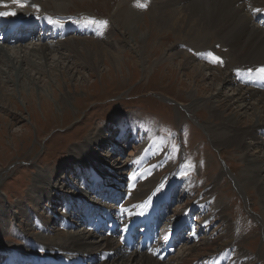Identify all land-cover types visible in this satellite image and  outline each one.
Segmentation results:
<instances>
[{"label": "bare ground", "instance_id": "6f19581e", "mask_svg": "<svg viewBox=\"0 0 264 264\" xmlns=\"http://www.w3.org/2000/svg\"><path fill=\"white\" fill-rule=\"evenodd\" d=\"M58 1H60L61 7L50 10V13L42 5L37 4L43 3V0H23L26 5L24 7L17 6L12 0H3V3L8 4V7H0V12L15 13V15L0 16V21H5L10 25L4 31L11 32L4 35V43L0 41V67H7L8 70L14 72V74L10 72L14 76L7 83H14V86L20 87L22 80H27L33 86L30 90L24 88L23 91H16L17 94L22 92L21 94L25 96L27 104H29L27 110L31 116H37L35 105L38 98L42 101L44 116H56L58 112L63 113L69 109L78 96L72 93L73 87L80 88L90 83L88 78L82 77L81 83L79 81V85L74 86V78L70 76L71 73L75 72L78 75L83 74L82 70H89L91 72L89 77H94L103 61L108 62L114 68L121 67L123 57L119 50L122 47H128L133 51L138 64H144L149 59V54L158 55L160 53L158 49L149 52V47L145 45V41L150 40V30L140 32L137 35L138 38H135L136 31L140 30V24L144 19L140 12L130 9L122 26L118 24L119 22H114L111 19V26L115 31L110 27L111 31L107 30L108 27H106L105 31L98 33L97 39H93L94 35L91 36L92 34L86 29L87 26L71 22L62 16L63 9L67 8L64 7V2L67 6L71 0H57L56 2L58 3ZM128 1L130 0L121 1L117 6V11L125 7ZM134 1L130 2L132 9L135 6ZM56 2L54 3L56 4ZM152 2L154 8L150 15L152 32L153 30L158 31L165 38L170 36L175 41H190L191 49L195 47L197 52H203L201 59L206 60L205 65H197L198 60L194 59L195 57L187 56L178 48H174L175 51L172 54L178 55V57L182 55L183 62H180L178 66L190 69V79L195 84L190 87L189 104L186 109L193 114L200 110L207 112L208 118L201 126L213 148L219 152L224 149H233L240 153V159L243 160L242 171L237 177H231L235 179V187L244 197V203L250 204V199L247 196L249 191L257 194L264 217V89L259 87V85H264V79L259 78L255 72H253V78L247 74V69L264 66V21L260 22L259 20V18H264V0H152ZM30 3H36L37 6L42 7V11L23 14L22 8L34 10L32 8L34 4L30 5ZM253 9L261 11L255 12ZM35 23H42L45 27L52 25L56 30L53 33L54 37L51 33L41 35V38L39 35H34V28L31 26ZM17 24H29V28L24 30L26 25L17 26ZM20 28L23 30L19 31ZM4 31H0V34H3ZM93 31L95 32V30ZM116 31L121 32L122 37L114 43L112 39L110 41V36ZM80 36H85V38ZM31 37H35V42L39 41V43L38 45L36 43L29 52L21 51L16 56L9 54L6 44L17 46ZM209 53L211 56L218 57L215 55L218 54L219 58H223L226 64H229L230 70L222 68L223 66L219 63V67L213 69L212 61L207 62ZM52 55L60 57L50 59ZM77 65H80L82 69L75 71ZM4 69L0 68L2 75L6 73H3L6 71ZM236 72L243 73L242 80L247 84V88L242 87L243 83L241 84L240 78L236 77ZM245 75H248V80L245 79ZM209 76L217 86L214 83L208 87L201 85V82H204ZM6 77L8 78V76ZM47 79L48 81L45 82ZM42 82L44 85H41ZM2 83L4 84L3 81ZM55 88L60 90L61 95L53 100ZM212 88L213 91H217L216 94L212 92ZM3 91L0 88L1 101L6 96H4L5 93L2 95ZM233 106L236 107L235 111L231 109ZM245 119L246 121H244ZM134 125L138 132L143 131L148 134L147 143L142 147L139 160L142 158L147 162L148 154H156L159 145L161 150L164 140L158 136V132L132 117L115 120L116 128H107L105 131L107 134L103 131L91 134L82 146L74 149L61 163L62 168L64 167L67 172H70L69 176L59 178L52 174L54 172L48 174L44 170L37 173L33 182L34 187L29 191L31 199L29 201H32L33 208L40 212L36 213L35 221L31 220L29 223L26 220L27 224L24 225V228L27 225L30 227L34 225L42 232L35 237L26 238L25 245L22 244L21 253L5 249L10 258L2 259L0 264H18L19 261L26 264H258L259 258H249V254L241 247L245 240L244 234L238 225L234 226L230 223L229 216L226 215L227 206L219 200L216 203L213 202L217 190L215 184L211 185L210 191H204L199 195V198L205 196L207 199H202L204 201L200 203L195 201L194 204L190 203L186 206L189 208V213L182 209L181 214L168 218L166 235L173 236L179 233L178 224L188 223L189 214L192 215L194 212H198V216L199 213L202 214L200 221L196 218L189 220L194 221L197 225V231H201L191 233L187 238L190 242L178 249L177 254L167 260L158 256L157 252L139 253L133 251L128 253L120 240L117 239L118 231L113 226H111L110 232L105 234L90 232L86 229L82 232L72 230V227H77L79 222L82 224L86 218V215L79 211L82 209L80 204H89L90 211L101 205L98 201L102 202V200L94 198L92 193L98 184L103 183L106 187L111 188L125 184V175L120 172L123 167L118 168L119 171L114 166L109 167L112 170L109 179L107 178L108 167L102 159L109 157L108 154H104L105 151L114 148L122 149L121 141L129 138L133 143L141 141L140 135L128 131ZM113 135L117 137L116 141L113 140ZM114 150L117 153L118 150ZM100 155L103 156L102 159L98 158ZM126 163L129 165L130 160ZM152 165L151 169H153ZM130 167L131 165L128 168ZM84 170L85 172H83ZM142 172L143 168L139 166L133 172V176L128 179V186L137 187H133L135 190L130 191L131 194L129 192V201L120 209H111L113 212L117 210L123 216L126 225L150 215L153 208L163 201L169 202L172 193L174 194L176 190V187L172 186V179L176 176L175 171L163 180L157 181L156 175H153L144 183L137 185ZM227 173L228 171L225 170L221 173L222 175L219 174L217 182L214 183L219 185V179ZM230 174L232 173L230 172ZM133 177L135 178L133 179ZM77 180L81 182L78 185L74 183ZM186 183L188 184L185 186V192L191 196L201 188L190 184L189 180ZM207 204L209 207H206ZM203 208H208L211 213L204 212ZM24 217L26 218V212ZM56 219L62 221L61 227L58 229L53 228L52 221ZM109 221L112 225L113 221L111 219ZM215 224L221 225L212 231L211 227H214ZM209 229L211 232L201 238V234L204 231L208 233L206 230ZM38 251H44L45 254L40 256L36 253Z\"/></svg>", "mask_w": 264, "mask_h": 264}, {"label": "rangeland", "instance_id": "374dc122", "mask_svg": "<svg viewBox=\"0 0 264 264\" xmlns=\"http://www.w3.org/2000/svg\"><path fill=\"white\" fill-rule=\"evenodd\" d=\"M43 1V3L37 4L42 5L48 12L61 7L60 1L57 3V0H52L56 4L51 0ZM121 1L123 0H71L68 2L70 6L68 3L65 6L66 2H64L65 5H63L67 8L63 9L62 16L71 18L70 21H81L76 19L80 17L82 20L86 19L85 21L90 22L107 21V26L103 27L99 23H96V26L92 24L87 26L84 22L80 23L89 27L87 29L92 34L91 36L94 35L93 39H97L98 33L106 30L104 28L108 27L107 30L111 31L113 28L111 19L114 22H119L118 24L122 26V23L129 15L130 9L140 12L144 19H142L140 24V30L136 31L135 38H138L137 35L140 32L150 30V40L147 39L145 45L149 47V52H152L153 49H158L160 53L158 55L149 54V59L144 64H138L133 51L128 47H122L119 50L123 57L121 67L114 68L108 62L103 61L94 77H89L91 75L89 70H82L81 73L83 74L78 75L75 72L71 73L72 75L70 76L74 78V86L79 85V81L81 83L82 77L88 78L90 83L86 85L82 83L85 86L80 88L73 87L72 93L76 96L78 95L77 100H74L69 109L63 111V113L58 112L57 115L55 114L56 116H44L42 101L38 98L35 105L37 116H31L27 110L29 104H27L25 96L21 94L22 92L17 94L16 91H23L24 88L30 90L33 86L27 80H22L20 87L14 86V83H7L14 76L12 75L14 72L8 70L7 67H0L1 69H6L4 72L2 70L3 73L6 72L5 75L0 73V83L4 82V84H0V88L4 90L2 95L5 93L4 96L6 95L5 97H7L6 99L3 97V101L0 100V104L4 106L0 105V259L4 256L2 253H5V249L16 250V252L21 253L23 245L26 243L25 239L35 237V235H39L42 232L34 225H31L32 227L27 225L24 228V225L27 224L25 221L28 220L29 223L31 220L35 221L36 213L40 212L35 210L33 208L34 204L29 201L31 200L29 191L34 187L33 182L35 177H37V173L44 170L48 174L54 172L52 174L59 178L69 176L70 172H67L64 167L62 168L61 163L68 158L74 149L82 146L90 138L91 134L98 131L105 132L107 128H114L115 120L132 117L143 122L152 130L157 131L158 136L164 140V144L161 146V150L159 148L160 145L157 147L158 152L156 154H148L147 162L143 161L142 158L139 160L142 147L147 143L148 134L143 131L138 132L136 125H134L128 131L140 135L142 137H140L141 141L133 143L132 139L129 138L121 141L122 149L114 148L118 150L117 153H115L114 149V151L111 149L104 152L110 158L102 159V155L98 156L108 167L107 178H111L112 170L109 169L111 166H114L117 170L121 166L123 167L120 172L127 177L128 185V179L133 176V172L139 166L143 168V172L138 178L137 185L144 183L146 179L153 175H156L157 181L163 180L171 172L175 171L176 176L172 179V186L177 188V183H180L179 191L181 196L177 198L180 204L176 206V212H174L176 215L173 214V217L181 214L182 209L189 213V208L186 206L190 205V203L194 204L195 201L200 203L204 201L202 199H207L205 196L199 198V195L204 191H210L211 185L215 184L218 191L216 190L215 192L216 197L213 202L216 203L219 200L227 206L226 215L227 217L229 216L230 223L234 226L238 225L244 234L245 240L241 247L249 254V258H259L258 264H264V217L262 216L261 202L256 193L249 191L247 196L250 199V204L244 203L245 199L236 189L235 179H232L233 176L237 177L242 171L243 160L240 159V153L233 149H224L219 152L213 148L211 141L201 126L208 118L207 112L200 110L193 114L186 109L189 104L190 87L195 84L190 79V69L178 66L180 62H183L182 55L178 57V55L174 56L172 54L178 48L187 56L195 57L194 59L198 60L196 62L197 65H205L206 60L201 59L203 53L197 52L195 47L191 49L190 41H175L170 36L165 38L158 31H151L150 15H152L154 9L152 0H149V2H147L148 0H141V3L147 6L143 8L137 7V9L136 6H138L139 0L132 2L135 5L133 6L134 9L130 7V0L125 4V7L117 11V6ZM71 2L73 3L71 4ZM37 4L30 3L34 7ZM36 10L35 8L34 10L22 8L21 12L28 14ZM41 11L40 9L37 10V12ZM46 11H43V13ZM45 14L48 13L46 12ZM113 30L115 31L114 28ZM80 37L85 38V36ZM121 37V32L116 31L110 36V41L112 39V42L116 43ZM52 39L54 40V38ZM36 43L38 45L39 41L35 42V37H31L17 46H11L14 44H6V46L9 49V54L16 56L21 51L27 50L29 52L35 47ZM215 55L220 57L218 54ZM51 57L50 59H54L56 55ZM58 57L60 56L55 59H58ZM208 57H206L208 58L207 62L209 60L212 61V56L208 55ZM221 59L223 61V64H221L222 68L230 70L229 64H226L223 58ZM212 66L213 69L219 67L218 63L214 62H212ZM81 69L80 65H77L75 71ZM208 75H211V73H208ZM210 77L201 82V85L208 87L214 83L217 86L211 79L212 77ZM236 77L240 78L243 88L248 87L242 80V72H236ZM245 79L248 80V75H245ZM41 85H44V83L42 82ZM212 92L217 93V91H213V88ZM53 95L55 96H53V100L58 98L61 95L60 90L56 89ZM5 101L9 102L6 104ZM51 107L53 110V106ZM231 109L235 111L236 107L233 106ZM105 133L107 134V132ZM115 135L112 137L114 141L117 140ZM105 149L107 150L108 148L106 147ZM129 160L130 163L128 165L126 162ZM137 161L138 164H136ZM130 165L131 167L128 168ZM151 165L153 169L150 168ZM225 170L228 173L219 179V185L214 183L217 182L219 174L222 175L221 173ZM187 180L195 187H201L194 192L193 197L185 192V186L188 184L186 183ZM74 183L78 185L81 182L77 180ZM133 187L135 186H129L128 194L137 188ZM174 195H176V190L174 194L172 193V196ZM209 204L211 203L209 202ZM209 204L206 207H209ZM79 211L82 212V209ZM203 211L211 213L208 208H203ZM25 212L27 219L24 217ZM53 221L54 229L61 227V220L56 219ZM79 223L77 227H72L73 231L82 232L84 229L87 230ZM219 225L221 224H215L214 227H211L212 231L216 230ZM211 229L206 230L208 233L202 231L201 238L206 234L208 235ZM36 253L40 256L45 254L44 251ZM19 263L23 262L19 261Z\"/></svg>", "mask_w": 264, "mask_h": 264}, {"label": "snow or ice", "instance_id": "6c2138e0", "mask_svg": "<svg viewBox=\"0 0 264 264\" xmlns=\"http://www.w3.org/2000/svg\"><path fill=\"white\" fill-rule=\"evenodd\" d=\"M12 2L15 3L19 7L26 6L25 3L23 2V0H12ZM138 6L146 7L147 5L146 4H138ZM0 7H8V4L3 3V0H0ZM253 11L259 12L261 10L260 9H253ZM9 14L15 15L14 12L13 13H9V12H6V11L0 12V16H7ZM91 23H99L102 26H107V21H91ZM208 55L211 56L210 53ZM212 62L223 64L222 59L219 58V57H215V56H212ZM253 72H255L259 78L264 79V66H261L260 68H257V69H251V68L247 69V74L248 75H252ZM134 178L135 177H133V179Z\"/></svg>", "mask_w": 264, "mask_h": 264}]
</instances>
